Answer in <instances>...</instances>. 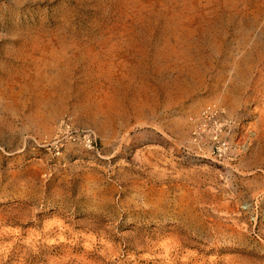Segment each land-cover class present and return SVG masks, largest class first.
<instances>
[{
	"label": "rangeland",
	"instance_id": "rangeland-1",
	"mask_svg": "<svg viewBox=\"0 0 264 264\" xmlns=\"http://www.w3.org/2000/svg\"><path fill=\"white\" fill-rule=\"evenodd\" d=\"M0 264H264V0H0Z\"/></svg>",
	"mask_w": 264,
	"mask_h": 264
},
{
	"label": "built area",
	"instance_id": "built-area-1",
	"mask_svg": "<svg viewBox=\"0 0 264 264\" xmlns=\"http://www.w3.org/2000/svg\"><path fill=\"white\" fill-rule=\"evenodd\" d=\"M202 113L207 114V116H211V115L213 116L217 114L216 110L212 108L210 109V106L205 107ZM60 125H63L66 129L68 128V126L64 122H61ZM74 137L75 136H71V138H74ZM81 140L87 147L93 148L94 146L93 139L90 137L88 133L83 134Z\"/></svg>",
	"mask_w": 264,
	"mask_h": 264
},
{
	"label": "bare ground",
	"instance_id": "bare-ground-1",
	"mask_svg": "<svg viewBox=\"0 0 264 264\" xmlns=\"http://www.w3.org/2000/svg\"><path fill=\"white\" fill-rule=\"evenodd\" d=\"M211 108L213 109V107L210 106V109H211ZM214 110H215V109H214ZM222 110H223V109H222ZM216 112H218V111H216Z\"/></svg>",
	"mask_w": 264,
	"mask_h": 264
}]
</instances>
